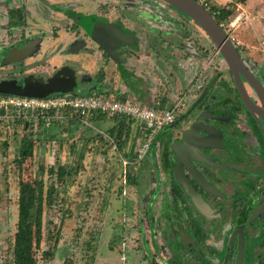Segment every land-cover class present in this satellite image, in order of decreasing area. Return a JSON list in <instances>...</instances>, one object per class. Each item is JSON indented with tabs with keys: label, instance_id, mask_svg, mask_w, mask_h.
<instances>
[{
	"label": "flooded vegetation",
	"instance_id": "flooded-vegetation-1",
	"mask_svg": "<svg viewBox=\"0 0 264 264\" xmlns=\"http://www.w3.org/2000/svg\"><path fill=\"white\" fill-rule=\"evenodd\" d=\"M151 3L157 4L151 7ZM157 8L155 0H0V85L9 83L15 91L41 83L33 88L44 90L49 81L64 78L66 91H51L47 96L82 95L81 91L86 95L117 94L120 81L127 76L141 80L133 62L142 63L147 56L157 59L173 47L172 33L162 24L166 18ZM166 8L165 15L172 18L174 11ZM141 35L151 38L147 52L140 44ZM174 45L192 48L193 58L206 59L203 54L208 48L202 40ZM240 51L245 67L264 89V67L249 62ZM214 56L220 59L218 63L213 58L208 61L209 71L208 65L198 72L193 67L184 88L187 99L180 105L184 107L178 109L174 125L164 129L160 142L161 163L167 170L160 222L163 219L168 226L161 230V237L164 232L178 240L181 237L179 216L169 201L170 196L180 198L186 218L224 246L223 264L231 260L235 264L240 251V264H264V122L246 106L237 80L219 53ZM84 64L97 66L90 77L78 73L77 67ZM239 77L244 96L260 106L250 82L241 73ZM111 80H118L113 88ZM9 95L16 94L0 89V96ZM179 154L184 161L179 162ZM178 162L204 211L195 209L189 191L179 183ZM183 236L186 241L179 243L183 263H200L195 253L203 257L202 248L210 247L194 245L187 234Z\"/></svg>",
	"mask_w": 264,
	"mask_h": 264
},
{
	"label": "rangeland",
	"instance_id": "rangeland-1",
	"mask_svg": "<svg viewBox=\"0 0 264 264\" xmlns=\"http://www.w3.org/2000/svg\"><path fill=\"white\" fill-rule=\"evenodd\" d=\"M155 1L158 2L157 13L166 18V24L162 23L164 29L172 33L170 39L174 43L180 41L185 46L188 41L202 40L208 48V56L203 60L193 58L191 53L195 51L194 49L187 47L179 49L173 43L172 49L168 50L165 56L157 59L154 56L151 58L147 56L142 63L133 62L136 64L132 65L133 70L141 80L127 76L120 81L122 84L120 89L124 91L127 89L126 97L138 103L160 105L162 102L163 106L177 103L178 108L182 110L184 105L183 107L180 105L187 99L184 88L188 86L193 67L197 66L198 72L201 67L209 64L211 58L213 63H218L220 58L214 56L215 50L211 47V41L201 28L187 21L170 4L162 0ZM212 3L226 7L234 5L233 13L224 29L230 34L233 42L242 49L243 54L250 59L249 62H256L258 67H264V0H246L245 3L235 0H212ZM156 4L151 3V7ZM166 7L175 12H172V18L165 15ZM237 16L239 19L234 22ZM141 36L140 44L143 51L147 52L149 44L147 40L151 38L143 39L144 35ZM96 67L95 64H84L78 66L77 70L81 76L90 77ZM207 69L209 71L210 65ZM106 76L108 78L110 76L109 69ZM111 81L113 88L118 80ZM78 93L87 94L86 91ZM2 117L9 119L10 122L4 121L3 126H0V138L7 139L9 144L6 156L0 155V264H11L10 250L17 220L18 187L13 159L25 130L22 124H13V117L3 115ZM73 120L75 122L68 125L70 131L65 128L66 120L52 122L48 130H43L41 125L37 127L33 125V131H41L38 135L40 138L34 144L32 155L23 160L22 178L31 180L41 168L45 171L46 186L50 182L47 170L53 161L58 162L54 167L59 165L60 173L64 169L68 172L64 175V179L69 180L68 186L63 188L57 182L59 192L56 202L45 206L44 240L36 254L37 264L148 263L146 258L148 253L139 227H144V237L148 241L150 237L156 235L154 242L150 240V246L157 264H170L173 259L185 262L179 243L181 239L186 241V237L181 236L178 240L176 236L166 232L164 237H161V230L168 227L163 219L162 224L160 222L162 213L159 206L162 197L166 200V195L163 196L165 191H160L165 189L164 179L167 174L160 158V142L165 131L162 130L156 135L159 143L156 140L154 145L151 144L143 159L137 162L136 151L145 142L142 126L136 123L131 125L128 143L119 151L107 135L100 141L96 134L105 132L113 124L110 118L98 120L100 123L99 126L96 125L98 129L95 130L86 128L76 119ZM52 138L56 140L54 159ZM123 159L129 164L124 165ZM127 174L135 177V184L128 183ZM151 200L152 202L148 204ZM147 210L153 217L155 225L153 234L152 225H149L146 215ZM61 220V237L54 254L48 259H42L41 250L53 244L48 231L54 233ZM206 238L204 247L210 248H202L204 253L200 261L202 259L203 264H223L226 260L224 246L222 247L221 242L213 236L206 235ZM201 262L193 260L190 264ZM229 264H232V260Z\"/></svg>",
	"mask_w": 264,
	"mask_h": 264
},
{
	"label": "trees",
	"instance_id": "trees-1",
	"mask_svg": "<svg viewBox=\"0 0 264 264\" xmlns=\"http://www.w3.org/2000/svg\"><path fill=\"white\" fill-rule=\"evenodd\" d=\"M235 2L239 3H245L246 0H235ZM171 6V5H170ZM232 6H217L213 4L211 7V10L209 11L210 14L215 18L218 24L222 26V28H225V24L228 23L230 16L233 13ZM173 7V6H172ZM176 9V8H175ZM178 10V9H177ZM179 11V10H178ZM182 17L186 18L187 21L192 22L195 24L189 17L179 11ZM183 14V15H182ZM186 16V17H185ZM225 30V29H224ZM211 47L215 49L213 44L211 43ZM237 50L241 53L239 48L236 45ZM243 53V52H242ZM204 56H208V51L203 54ZM65 94V93H62ZM58 94V95H62ZM52 96V95H51ZM71 96H78V95H71ZM120 99L127 98L125 94H119ZM156 107H162L163 103L161 102L160 105H155ZM52 113V112H51ZM0 114H4V110H0ZM13 124H22L23 129L25 130L24 133L21 136L20 144L16 150V156L13 159L16 173H17V195H16V204H17V220H16V227L15 231L12 235V242H11V264H37V258L36 254L37 251L41 247V243L44 240V234H43V213L45 210L46 205H52L56 202V197L59 192L57 182L61 184L63 188L68 186L69 180L64 179V175L67 174L66 170L64 169L62 173L59 171V165L57 167H54L56 163L58 162H52L47 170V173L49 174L48 179L50 180L49 184L46 186L44 182V175L45 171L43 169H39L38 173L35 174V176L31 180H25L22 178V171H23V160L25 157L31 156L33 152V147L35 142L40 138L38 135H40L38 130L33 131L32 126L34 125L37 127V125H41L44 129L48 130L52 122H56L57 120L52 119L50 124H45L44 120L40 117L38 119H35L31 116L28 118H22V113L19 116L13 117ZM110 118L112 121V125L106 129L105 132H96L97 137L100 141H103L105 138L104 135H107L116 146L117 150L122 151L123 148L127 145L128 139H129V133L131 131V125L135 123L133 119H130L124 115H113L108 117L106 114H100L93 112L89 117L88 121L91 124V126L85 125L86 128L95 130L98 129L97 126H99V121H103ZM73 119L78 120V118H70L66 120V130L70 131V125L72 122H75ZM99 120V121H98ZM10 122L9 119L3 118L0 115V126L2 125V122ZM79 121V120H78ZM63 122V121H62ZM84 125V124H83ZM97 125V126H96ZM169 126V125H168ZM167 127V126H166ZM165 127V128H166ZM163 128L162 130H164ZM143 135L146 139L148 135V130L142 126ZM42 130V132H43ZM160 130V131H162ZM159 131V132H160ZM1 132V131H0ZM158 132V134H159ZM104 133V134H103ZM1 136V134H0ZM156 137L153 140L152 144L154 145L156 141ZM52 141V155L53 159L56 155V140L54 138L51 139ZM9 144L7 139H1L0 138V155L6 156V151ZM158 152V151H157ZM166 152V151H165ZM136 157V155H135ZM55 179L56 181H53ZM126 179L128 183L135 184V177L131 176L130 174H127ZM121 191V190H119ZM161 191H164L161 189ZM152 195V194H151ZM150 199L152 197L150 196ZM0 200H1V190H0ZM179 200V201H178ZM170 203L172 204V208L175 211V213L179 216L178 220V226H179V232H186L188 235L187 240H190L191 242H194V245L197 243L203 245L206 241V234L201 230L200 226L195 223L193 219H187L186 216L183 214L182 208L180 207L181 199H174V197L170 196ZM152 200L148 203L150 204ZM146 215L148 216L149 225H152V234L154 233V223H153V217L149 210H147ZM187 215V213H186ZM189 218V217H188ZM62 224V220L58 225V228L54 233H50L48 231V235H50V240L53 241V244L51 247H47L45 250H41V258L48 259L54 254V249L57 247L60 237H61V231L60 226ZM139 229L142 231V238L144 239V244L146 247V253L148 263L144 262V264H157L154 260V255L152 252V247L150 246V240L152 241V237H150L149 241L146 237H144L145 229L144 227H139ZM151 229V227H150ZM155 235V234H154ZM193 244V243H192ZM189 251V247L186 249ZM128 251V250H127ZM128 255V253H127ZM202 253L200 252L195 253V257L200 260V257ZM146 259V260H147ZM202 260V259H201ZM127 261L128 258H127ZM176 260H171L170 264H184L183 262H179Z\"/></svg>",
	"mask_w": 264,
	"mask_h": 264
},
{
	"label": "built area",
	"instance_id": "built-area-1",
	"mask_svg": "<svg viewBox=\"0 0 264 264\" xmlns=\"http://www.w3.org/2000/svg\"><path fill=\"white\" fill-rule=\"evenodd\" d=\"M205 9L211 10L212 0H197ZM239 19L236 17L234 22ZM233 24V23H232ZM218 54L217 49L215 53ZM126 91L119 90V94ZM119 94H94L71 96L69 93L45 97H29L19 95L0 96V110H4L5 117H16L22 113V118L29 116L42 118L45 124L51 120L63 121L70 118L78 120L87 126H91L88 117L93 113L113 115H124L133 119L136 124L145 127L149 132L145 142L136 151V161L143 159L147 149L160 130L173 123L179 104L156 107L138 103L131 98L120 99ZM52 112V113H51ZM123 164H129L123 159Z\"/></svg>",
	"mask_w": 264,
	"mask_h": 264
},
{
	"label": "water",
	"instance_id": "water-1",
	"mask_svg": "<svg viewBox=\"0 0 264 264\" xmlns=\"http://www.w3.org/2000/svg\"><path fill=\"white\" fill-rule=\"evenodd\" d=\"M174 8L178 9L179 11L183 12L187 17H189L199 28H201L205 34L208 36L209 40L217 49L219 55L224 60L226 65L229 67L231 72L233 73L235 79L237 80V85L240 92L243 94L245 99L246 106L251 110L254 111L260 120L264 122V89L262 88L260 82L257 78L251 74L250 70L247 69L244 65V62L241 58L239 51L236 48L235 43L233 42L230 34L226 32L220 24L217 23L215 18L210 14V12L205 9L197 0H162ZM92 35L95 34L94 30L90 32ZM128 40L131 39L127 37ZM242 74L246 77V79L250 82L253 89L257 92L258 98L260 100V106H256L252 104L242 92V88L240 84V77L239 74ZM63 79L59 80H51L49 81V85L44 88V90H36L33 88L35 84L40 85L41 83H35L32 86L29 84L23 88H14L15 91L10 88V84H1L0 89L4 92H9L12 94L20 95V96H29V97H45L51 91H66L63 90L65 87V83L67 80L62 81ZM43 86V85H42ZM45 86V85H44ZM174 124H170L169 127H172ZM177 151V149H176ZM178 152V151H177ZM184 161L181 155L179 154V162ZM179 162L176 165L175 171L177 179L179 183L183 186V188L189 191L191 195V200L194 204L196 210L204 211V206L202 205V201L198 199L196 196L193 195V192L189 190V185L187 184ZM187 191V192H188ZM187 234L186 232H182L181 236ZM182 240V239H181ZM183 241V240H182ZM241 251L240 254L237 256L235 264H240L241 261Z\"/></svg>",
	"mask_w": 264,
	"mask_h": 264
},
{
	"label": "crops",
	"instance_id": "crops-1",
	"mask_svg": "<svg viewBox=\"0 0 264 264\" xmlns=\"http://www.w3.org/2000/svg\"><path fill=\"white\" fill-rule=\"evenodd\" d=\"M117 94H119V92ZM124 94L126 95L127 94V91ZM143 264H144V262H143Z\"/></svg>",
	"mask_w": 264,
	"mask_h": 264
}]
</instances>
